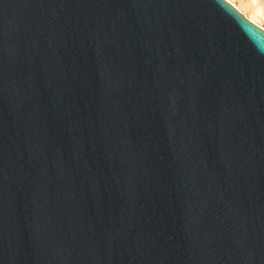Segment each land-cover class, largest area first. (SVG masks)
I'll return each instance as SVG.
<instances>
[{"label":"water","instance_id":"obj_1","mask_svg":"<svg viewBox=\"0 0 264 264\" xmlns=\"http://www.w3.org/2000/svg\"><path fill=\"white\" fill-rule=\"evenodd\" d=\"M0 264H264V31L226 0H0Z\"/></svg>","mask_w":264,"mask_h":264},{"label":"bare ground","instance_id":"obj_2","mask_svg":"<svg viewBox=\"0 0 264 264\" xmlns=\"http://www.w3.org/2000/svg\"><path fill=\"white\" fill-rule=\"evenodd\" d=\"M232 7L246 17L251 23L264 31V0H239L235 3L233 0H226Z\"/></svg>","mask_w":264,"mask_h":264},{"label":"rangeland","instance_id":"obj_3","mask_svg":"<svg viewBox=\"0 0 264 264\" xmlns=\"http://www.w3.org/2000/svg\"><path fill=\"white\" fill-rule=\"evenodd\" d=\"M235 3H239V0H233ZM263 25H264V22H263V20L262 21H260Z\"/></svg>","mask_w":264,"mask_h":264}]
</instances>
